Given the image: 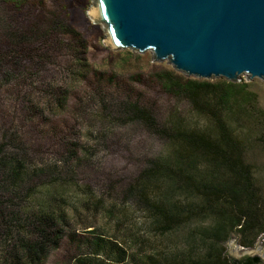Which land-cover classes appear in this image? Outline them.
<instances>
[{
	"label": "trees",
	"instance_id": "16d2710c",
	"mask_svg": "<svg viewBox=\"0 0 264 264\" xmlns=\"http://www.w3.org/2000/svg\"><path fill=\"white\" fill-rule=\"evenodd\" d=\"M45 8V0H18L12 8L0 3V69L6 77L14 72L22 77L14 87H8L14 94L13 110H0V114H26L1 118L5 123L0 140V236L15 241L14 248L6 250L9 261L0 264H45L65 241L76 248L72 264L125 261L127 252L118 242L94 234V229L70 231L64 210L39 207L29 211L28 202L27 207L23 205L24 212L10 210L16 198L30 199L40 185L59 177L45 167L31 165L44 150L59 143L61 148L54 149L58 157L68 161L67 153L72 152L69 162L78 158L81 138L76 137V123H66L54 132L56 139L49 147L44 127L62 113L78 122L76 116L87 103L99 107L103 114L112 113L119 125L141 123L170 143L171 152L146 163L130 189L137 192L163 235L186 223L211 219L209 224L192 228L191 236L207 250L188 264H261L259 255L235 259L224 254V242L232 233L240 235L245 247L254 246L264 234V184L257 164L247 157L253 132L241 130L249 124L254 125L251 128L264 127V114H251L258 98L252 84L198 79L175 70L152 77L134 74L124 81L91 67L89 46L79 32L69 28L68 18L57 12L58 6L52 20L44 23L39 15ZM156 88L187 101L209 125L189 127L179 114L159 117ZM35 92L45 97L44 101L38 100ZM3 102L0 99L2 107ZM27 125L38 143L25 139ZM72 136L74 141L68 140ZM156 264H160L157 259Z\"/></svg>",
	"mask_w": 264,
	"mask_h": 264
},
{
	"label": "rangeland",
	"instance_id": "374dc122",
	"mask_svg": "<svg viewBox=\"0 0 264 264\" xmlns=\"http://www.w3.org/2000/svg\"><path fill=\"white\" fill-rule=\"evenodd\" d=\"M17 1L0 0V3L8 4L9 8H12ZM45 5V9H40L42 13L39 18L48 24L58 6L60 10L57 12L60 14L62 11L68 18L69 28L79 32L88 44L87 58L91 67L116 74L124 81H130L134 74L143 73L152 77L157 72L175 70L167 60L153 61L151 51L140 53L131 49L115 50L109 47L105 42L103 24L95 22L90 16L93 0H45ZM18 78L22 80V77L15 75V72L6 77L0 69V95L7 90L6 95L0 97L4 99V107L0 105V110L5 109L7 113L13 110L14 94L8 87H14ZM241 78V81L252 84L251 90L256 92L258 97L251 114H264V80L256 77L248 81L247 75H242ZM221 79L227 80L224 77ZM147 90L151 93L149 89ZM35 94L38 100L42 101L45 98L39 96V92ZM155 96L154 99L158 100L156 111L159 117L166 118L171 114H179L185 118L189 127L205 128L209 125L207 118L193 110L184 99L163 94L157 88ZM83 101H87L85 96ZM92 106V103H87L80 109L83 111L76 116L78 122L69 117V114L62 113L57 114L59 118L56 119L55 116L56 120L44 127L46 140H50L46 147H49L48 145L56 139L53 137L54 132L61 131L66 123H76V137L81 138L78 158L69 162L70 157L74 156L72 152L67 153L68 161L58 157L54 149L61 148L59 143L50 146L49 150H44L32 160L31 165L38 169L45 167L59 177L40 185L30 199L26 198L24 201V198H16L14 208L11 207L10 210L15 213L24 212L23 205L27 207V202L29 211L37 210L39 207H44L45 210H64L69 216L70 231L76 229L82 232L94 229V234L103 235L106 239L123 246L127 253L122 264H156V259L160 264L164 262L188 264L193 258L205 254L207 246H202L204 243L194 239L191 232L194 226L209 224L211 219L195 220L163 235L155 225L151 213L143 208L137 192L130 189V184L135 182L146 163L152 158L171 152L170 143L156 136L146 125L138 122L119 125L113 120L116 117L112 113L103 114L99 107ZM85 110L86 114H83ZM3 115L7 116L3 117ZM18 115L21 117L26 114H0V119L2 117L9 119L10 116ZM4 123L5 121L1 119L0 140ZM233 125L236 127L237 123L233 122ZM249 126L254 125L249 124ZM249 126L241 128L243 133H250V130L253 132L251 135L253 138L247 144V157L257 164L259 180L264 184V127L260 129ZM29 128L28 125L24 128L25 139L29 140L26 141L38 143ZM73 139L72 136L68 140L74 141ZM5 143L9 145L8 141ZM56 163L57 167H55ZM69 165L71 167H68ZM54 176L52 175L51 178ZM14 241L12 237L5 240L0 236V261L4 263L9 261L10 256L6 250L14 248ZM234 243L242 248H256L264 244V234L258 238L254 246L245 247L240 243V235L232 233L224 242V254L229 258L237 259L231 250ZM71 244V241H65L45 264H72L71 254L76 248Z\"/></svg>",
	"mask_w": 264,
	"mask_h": 264
},
{
	"label": "water",
	"instance_id": "95a60500",
	"mask_svg": "<svg viewBox=\"0 0 264 264\" xmlns=\"http://www.w3.org/2000/svg\"><path fill=\"white\" fill-rule=\"evenodd\" d=\"M90 16L115 50L151 51L189 77L264 80V0H93ZM231 250L264 264V244Z\"/></svg>",
	"mask_w": 264,
	"mask_h": 264
}]
</instances>
